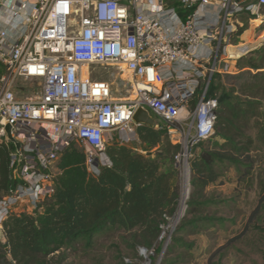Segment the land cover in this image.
I'll return each mask as SVG.
<instances>
[{
	"label": "built area",
	"instance_id": "obj_1",
	"mask_svg": "<svg viewBox=\"0 0 264 264\" xmlns=\"http://www.w3.org/2000/svg\"><path fill=\"white\" fill-rule=\"evenodd\" d=\"M263 6L264 0H0V143L11 149L17 179L0 198V237L12 212L34 210L54 194L51 166L71 142L81 145L88 172L97 176L111 165L107 140H139L134 114L142 108L182 145L175 156L183 170L179 205L158 239L166 248L188 206L189 147L215 133L211 79L251 51L239 41L242 16L261 17ZM107 64L113 80L92 77L95 66ZM31 80L38 87L25 96L29 89L20 82ZM185 108L189 123L179 120Z\"/></svg>",
	"mask_w": 264,
	"mask_h": 264
},
{
	"label": "trees",
	"instance_id": "obj_2",
	"mask_svg": "<svg viewBox=\"0 0 264 264\" xmlns=\"http://www.w3.org/2000/svg\"><path fill=\"white\" fill-rule=\"evenodd\" d=\"M242 21L241 33L248 30L250 16L243 15ZM252 53L240 57L237 67L257 73L239 87L228 88L219 73L211 79L207 95L218 101L215 133L189 158L190 213L200 210L208 187L221 179L223 162L246 165L252 149H264V121L258 122L264 112V45ZM4 72L0 64V76ZM190 104L196 107V101ZM251 126L258 130L255 138L247 134ZM137 132L143 151L110 142L111 165L101 167L97 176L88 172L81 145L71 142L54 163V194L34 210L12 212L3 223L0 264H64L72 254L81 249L88 254L100 239L110 237L121 238L134 253L154 252L162 226L179 204L175 156L182 145L155 125L141 124ZM10 153L0 143V198L17 183Z\"/></svg>",
	"mask_w": 264,
	"mask_h": 264
},
{
	"label": "rangeland",
	"instance_id": "obj_3",
	"mask_svg": "<svg viewBox=\"0 0 264 264\" xmlns=\"http://www.w3.org/2000/svg\"><path fill=\"white\" fill-rule=\"evenodd\" d=\"M76 19V16H73V21ZM239 41H245L251 48V51L244 55L246 57L253 56V51L263 47L264 6L261 9V17L250 21L248 32ZM239 59L234 60L232 68L228 71L219 73L222 76L220 81L228 88L239 87L249 79L250 73H257L256 70L248 71V68L240 70L237 67ZM113 69L114 67L109 64L95 66L92 77L111 81L113 78L109 73ZM20 83L29 89L25 96L36 91L38 87L37 80ZM118 88L120 92H124L123 87ZM209 95L208 93L207 97ZM191 109L190 104L189 110ZM153 117L156 119L155 115ZM187 118L189 113L185 108L181 111L179 120ZM158 121L156 119V122ZM189 121L185 120L188 123ZM263 121L264 112L258 122L260 124ZM257 131L251 126L247 134L255 138ZM170 139L178 143L175 137ZM110 142L112 140H107L106 144ZM203 143L207 145L206 142L201 144ZM201 144L189 147L190 153L199 152ZM130 145L140 151L145 148L140 140ZM154 151L155 149L152 150ZM249 156L250 159L244 160L246 165L236 166L228 162L220 165L221 179L208 187L198 212L190 213L191 208L187 209L166 248L164 239L158 242L152 253L143 250L134 253L121 238L110 237L100 239L95 250L88 254L82 249L72 254L64 264H264V149H252ZM176 169L174 183L180 197L183 170L177 166ZM51 170L56 174L55 164L51 166ZM259 204V211L255 214L254 210Z\"/></svg>",
	"mask_w": 264,
	"mask_h": 264
},
{
	"label": "water",
	"instance_id": "obj_4",
	"mask_svg": "<svg viewBox=\"0 0 264 264\" xmlns=\"http://www.w3.org/2000/svg\"><path fill=\"white\" fill-rule=\"evenodd\" d=\"M134 120L137 124H146V125H151L153 126L155 124V118L145 109H138L135 114H134ZM7 131L9 133V138L11 141H14V139L11 137L10 133V126H7ZM19 147L20 145L17 144Z\"/></svg>",
	"mask_w": 264,
	"mask_h": 264
},
{
	"label": "clouds",
	"instance_id": "obj_5",
	"mask_svg": "<svg viewBox=\"0 0 264 264\" xmlns=\"http://www.w3.org/2000/svg\"><path fill=\"white\" fill-rule=\"evenodd\" d=\"M205 122L204 117L201 118L200 124H203Z\"/></svg>",
	"mask_w": 264,
	"mask_h": 264
},
{
	"label": "crops",
	"instance_id": "obj_6",
	"mask_svg": "<svg viewBox=\"0 0 264 264\" xmlns=\"http://www.w3.org/2000/svg\"><path fill=\"white\" fill-rule=\"evenodd\" d=\"M31 2H35V1H37V0H30ZM248 32V30H246V32L244 33V34H246Z\"/></svg>",
	"mask_w": 264,
	"mask_h": 264
},
{
	"label": "bare ground",
	"instance_id": "obj_7",
	"mask_svg": "<svg viewBox=\"0 0 264 264\" xmlns=\"http://www.w3.org/2000/svg\"><path fill=\"white\" fill-rule=\"evenodd\" d=\"M181 114V113H180Z\"/></svg>",
	"mask_w": 264,
	"mask_h": 264
}]
</instances>
